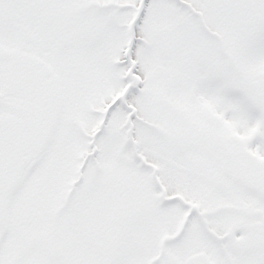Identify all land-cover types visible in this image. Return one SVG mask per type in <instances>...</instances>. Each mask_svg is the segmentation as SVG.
Instances as JSON below:
<instances>
[{"label":"snow or ice","instance_id":"obj_1","mask_svg":"<svg viewBox=\"0 0 264 264\" xmlns=\"http://www.w3.org/2000/svg\"><path fill=\"white\" fill-rule=\"evenodd\" d=\"M0 264H264V0H0Z\"/></svg>","mask_w":264,"mask_h":264}]
</instances>
